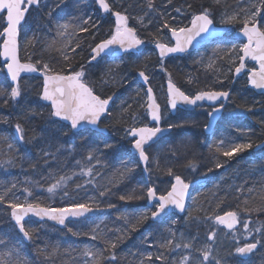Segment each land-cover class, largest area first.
Wrapping results in <instances>:
<instances>
[{"label": "trees", "instance_id": "1", "mask_svg": "<svg viewBox=\"0 0 264 264\" xmlns=\"http://www.w3.org/2000/svg\"><path fill=\"white\" fill-rule=\"evenodd\" d=\"M108 1L112 3L113 0ZM117 1L119 2L118 7L111 5L112 8L129 16V26L137 29L138 36L144 40L148 48L141 56L125 58L124 64L120 68L111 71L110 80L106 86H100L103 72L106 70V60L89 65L91 49L88 46L95 45L100 40L107 38L114 24L111 17L101 16L91 1L42 0L41 7L29 14L27 23L20 33V42L33 35L28 46L23 48L20 53L22 58L31 55L33 61L41 59L51 63L59 70L64 66L60 54L55 51L51 53L44 51L46 44L56 38V23L67 22L78 26L83 19L91 17L90 23L96 24L98 28L92 29L88 33H79L82 50L77 49L76 53H72L70 49L68 51L75 57L71 61L74 69L78 70L80 65L85 66L86 79L94 87V90L97 91L98 87L104 88L103 94L99 92V95L104 98L109 96L117 98L115 106L101 124L108 132V136L92 132L73 134L67 127L54 122L50 117V109L44 107L40 102V80L23 81L21 96L17 101H12L8 98L11 87L6 80L4 70H0V89L5 92L4 96H0V193H3L5 187L16 184V188L12 189L8 199L14 198L19 201L39 199L52 207H58L72 202H83L94 197L102 209H107L109 202L115 204L116 208L110 209L111 212L108 215L94 218V220L69 224L62 231L49 224H27L25 227L30 231L33 239L29 243H25L11 223V210L7 209L6 205H0V237H8L11 240L9 248L0 244V256H3L6 251H10L12 256L9 259L16 257L18 252L19 259L25 264H82L84 257L81 256V252L83 249L92 248L103 251L105 245L103 242L92 241L86 235L74 236L68 229L87 233L93 223H99L100 220H104L102 227L106 226L107 229H124L123 221L118 220L117 216L144 214L151 217L154 208H149L146 200L126 202L121 201L119 196L129 194L134 189H146L149 186L156 187L158 193L169 189L174 179L168 176L165 170L172 168L185 182L192 183L205 179L204 191L195 197V209L185 215L187 216L186 232L191 236L194 247L205 243L207 246H211L212 250L217 249L218 238L216 237L215 241H210L207 236L211 231H216L217 234L222 232L229 245L220 244L224 246V250H229V254L224 258L223 251H221V264H264V238L261 235L253 232L255 234L253 237L261 241L259 252L247 262H242L236 258L234 253L237 246L235 241L244 231L242 224H239L235 237H233L230 232L226 233L214 221L205 219L206 215H223L229 210H239L237 205L240 209L264 206V158L257 159L252 153V148L264 140V96H257L250 92L247 85L241 84V81L235 84L237 89L232 93L229 111L209 140L201 135L202 131L200 130L202 123L205 122L206 112L199 111L197 114L187 115L186 123L179 124L182 126L174 131L176 137H173L175 139L170 144L171 151L166 156L167 163H159L156 170H152V172L144 173L142 171L130 152L131 141L125 135V129L131 125L130 118L136 112L135 102L138 98L134 92L135 89L131 88V81L136 82L137 74L141 70L145 71L149 78L152 76L160 78L154 86L150 82L158 97V90L164 87V82L169 81V78L187 94H195L205 87L226 91L224 83L218 81L216 73H210L209 69H204V65L198 66L191 62L193 55L186 56L181 60H166L161 66L160 61L150 48L155 44V39L167 38L169 32L163 28L165 21L171 26L188 25L193 11L199 12L208 8L215 22L224 12L226 2L223 0L222 4L218 6L213 3V0H172L171 4L168 3V0H154L155 10L149 11L147 0ZM235 1L229 0V2ZM189 4L193 6L191 9L188 8ZM176 8H180L181 11H175ZM140 17H143V24L139 22ZM260 22L264 23V20H260ZM240 27L239 24L231 25V31H238ZM92 32L97 33L95 39L92 38ZM226 78L228 82H232L231 76ZM189 80L192 82L189 83ZM140 89L143 96V89L141 87ZM124 99L127 102L124 103ZM6 100L7 103H5ZM129 105H131L130 108ZM162 106L164 108L163 119L166 121L169 114L164 103ZM248 108H251V111H248ZM140 114L144 120L143 124H145L144 109ZM193 122V126H189V123ZM17 123L24 128V141L17 138L15 131ZM3 133L6 134V139L1 136ZM172 136L165 140H170L169 138ZM240 137H247V142H251L253 147L244 154L231 159L216 153L214 145L218 144L220 140L240 141ZM8 143H11L13 147L9 148ZM105 144H109L111 147L105 148ZM160 144L161 142L158 145ZM185 147L187 148L185 149ZM91 148L100 149L98 153L100 163H97L96 160L87 161L86 156ZM250 157L255 158V163L250 160ZM9 160L12 163H8ZM77 160H81L89 166H95V170L101 173L96 177L100 185H107L108 181L114 179L118 170H121L125 165L133 167L134 172L122 183L117 182V186L112 187L106 197H99L98 190L93 185H85L77 190L75 183H83L89 177L73 176V180L68 182V196L63 195V190H58L56 196L50 198L45 190L49 181L44 178L48 177L49 173L56 176L71 175L72 172L78 173L80 167L76 164ZM189 161L195 165V170L188 166ZM217 162L223 163L224 166L216 168ZM25 188L32 191L31 197L24 191ZM244 201H247V205ZM189 214H191V218ZM241 216L244 220L252 221L249 225L250 228L264 225V211H253L250 214L241 212ZM177 218L178 226H180L184 217ZM164 223L156 224L153 220L148 219L139 226L138 231L127 235L115 249L118 259L114 264H140L147 255H152L153 261H155V257L160 254L155 250L158 249L161 236L165 233L162 231ZM32 226L34 228H31ZM164 230L166 231V228ZM108 235L114 237L118 233L108 232ZM232 241L234 244L231 243ZM242 245L243 243L240 242V246ZM54 249L59 250L57 255L52 259H46L45 256L51 254ZM105 255L108 253L105 252ZM145 263L149 262L145 261Z\"/></svg>", "mask_w": 264, "mask_h": 264}, {"label": "snow or ice", "instance_id": "2", "mask_svg": "<svg viewBox=\"0 0 264 264\" xmlns=\"http://www.w3.org/2000/svg\"><path fill=\"white\" fill-rule=\"evenodd\" d=\"M222 2L223 0H213V3L218 6ZM96 3L104 13L115 17V21L107 38L100 40L95 45L88 46L91 49L88 63L91 64L98 57L115 56L118 51L132 53L134 50H139L140 46L144 44V40L138 36L136 28L129 26V16L115 11L108 0H96ZM168 3L171 4L172 0H168ZM40 7L41 0H0V58L3 61L0 63V70L6 69V75L11 78L12 84L14 85L11 87L8 98L16 101L21 96L20 79L22 73H39L43 77L40 99L48 102L50 105V117L57 118V121L67 122L70 125V129L77 132L82 130H99L102 117H105L109 113V105L112 97L103 98L96 93L94 87L86 79L85 66L80 65L78 70L74 69L71 61L75 57L70 55L68 51L70 49L72 53H76L77 49L82 50L79 33H88L92 29L98 28V26L90 23L91 17L83 19L82 23L78 26L67 22L56 23V38L46 44L44 51L49 53L55 51L60 54V58L64 61V66L57 70L49 62L41 59L33 61L31 55L27 58H22L20 55L21 46L18 40L19 26L25 21L26 14L31 9H39ZM147 7L149 11H154V0H147ZM192 7L191 4L188 5V8L191 9ZM175 11L180 12L181 9L176 8ZM258 18L264 20V0H243L239 6V11H234L231 14L225 12L221 23L225 25H241L239 31L232 34L231 39L239 40L242 36L246 38V42L240 41L239 44H233L231 49L223 51V55H220L221 50L217 49L214 55L219 59H225L226 57L232 65L228 71L234 72L237 76L245 72L248 61L255 62L252 66L247 67V80L253 88L264 90V23H261ZM139 22L143 24V17L139 18ZM213 24L214 20L208 8H204L199 12L193 11L188 25L171 26L165 21L163 28L167 29L171 34L170 41L165 42L162 38H157L154 41L155 48L158 50L161 66H163L166 57L177 53H186L195 45L215 42V37L219 33L213 29ZM84 25L88 26L85 27ZM96 35V32H92L93 39H95ZM171 41H174V43H171ZM233 53H235L234 57L232 55ZM214 65L215 61L210 60L208 68H214ZM215 70L219 71L218 68ZM138 75L143 79L144 84L147 85L149 83V76L146 75L145 71H139ZM191 82L189 80V83ZM219 82L223 83L222 80ZM4 95V90L0 89V96ZM228 98V91L214 90L211 87L200 89L195 94H186L185 91L181 90L172 82L171 78L168 81L167 104L172 110L179 111L181 107L185 106L202 107L203 105L200 102H208V122L205 124L206 131L212 129L218 115L224 110L225 105L222 101H226ZM218 101H221V103L217 104ZM5 103H7V100ZM130 107L131 105H129ZM141 107L145 108V117H150V120L154 123L151 126L147 123L139 126L138 123L129 125L125 129V135L132 138V148L138 153L139 161L145 165V171H149L150 156L145 146H150V142H153L154 138H157L158 134L163 131L158 126L162 119L161 107L157 103L151 87L147 88L145 104H142ZM247 110L251 111V108ZM125 111L127 110L125 109ZM132 119L137 121L135 115H133ZM180 126L182 125H169V129ZM15 131L19 134L20 140L24 141V128L21 124L17 123L15 125ZM28 142L30 143L31 141ZM8 147L12 148L13 145L8 143ZM104 147L110 148L111 145L105 144ZM214 147L217 154L231 159L235 154L251 149L253 144L251 142L230 143L220 140ZM99 151V148H91L86 156L87 161L96 160L97 163H100ZM45 155H48V153H45ZM153 162L156 161L153 160ZM8 163H12V161L9 160ZM76 164L80 167L78 173L72 172L71 175L59 176L49 173V176L44 178L49 181L45 190L50 198L55 197L58 190H63V195L68 196V182L73 180V176L89 177L83 183L74 182L77 190L83 188L85 185H93L97 188L99 197H106L111 192L112 187L117 186V182L122 183L134 172L133 167L125 165L121 170H118L114 179L108 181L107 185H100L96 177L100 176L101 173L95 170L94 165L89 166L81 160H77ZM188 166L195 170V165L191 161H189ZM223 166L224 164L221 162L215 164V167L218 169ZM165 171L168 176L174 179V183H171L170 189L159 191L158 193L156 187L149 186L146 189H134L129 194L119 196L121 201L126 202L146 200L155 209L152 211L151 217L144 214L117 216L118 220L123 221L125 225L124 229H107L106 226L102 227L104 220H100L99 223H93V226L87 233L76 232L71 228L68 229L74 236L86 235L92 241L103 242L105 245L103 251L100 249L93 250L92 248L83 249L81 256L87 257L83 264H114L118 259L115 253L118 244L123 242L131 232L138 231L139 226L148 219L156 221L158 217H161V214L167 215V210L173 208L178 209L180 212L185 211V200L188 196L190 184L186 183L172 168H167ZM15 188L16 184H12L11 187H5L3 193H0V205H6V208L11 210L10 220L14 221V229H18V232L28 241H31L33 236L25 227L24 221L26 217L34 216L40 220L46 218L47 220L56 221L59 225L66 226L65 222L70 218L76 222H87L94 220V215L90 214L104 210L94 197H90L83 202H72L58 207H52L41 202L39 199L34 201L28 199L24 201H19L14 198L8 199L12 189ZM24 191L27 192L29 197L33 195L32 191L28 188H25ZM244 203L247 205V201H244ZM218 207L219 204L217 205ZM113 208H116L115 204L107 203V209ZM237 209L239 210L226 211L223 215H206L205 219L214 221L216 225L224 226L233 237H235L237 225L242 224L244 230L242 235L246 242L240 246V240L237 239V246L234 251L235 254L245 257L253 253L258 245L261 244V241L256 240L255 237L252 239H249V237L255 232L264 238V231H262L264 225H257L250 228L249 225L252 221L244 220L241 212L250 214L253 211H264V206L240 209L239 205H237ZM189 216L191 218V214ZM108 232H115L118 235L110 237ZM175 235V232H171L170 236L162 240L159 244V248L164 251L160 252L155 259L159 260L161 264H213V261L215 264H221L220 259L213 255L211 246H205L203 249H195L192 240L174 243ZM216 237L217 232L211 231L207 239L215 241ZM0 244H3L5 248H9L11 240L8 237H0ZM180 248L185 249L188 254H182L178 262H168L165 252L171 253ZM13 250L15 249L13 248ZM58 251V249H54L45 258H54ZM105 252L108 255H105ZM194 253H198V255ZM11 256L12 252L6 251L3 256H0V264H25L24 261L19 259L18 252L16 257L9 259ZM145 261L153 262V256L147 255L140 264H145Z\"/></svg>", "mask_w": 264, "mask_h": 264}, {"label": "rangeland", "instance_id": "3", "mask_svg": "<svg viewBox=\"0 0 264 264\" xmlns=\"http://www.w3.org/2000/svg\"><path fill=\"white\" fill-rule=\"evenodd\" d=\"M224 2H226V6H225V9H224V12L218 17V19L216 20V23H217V25L222 26V27L223 26L229 27L231 25H225V24L221 23V20L223 19V14L225 12L231 14L234 11H239V6L243 2V0H238V1L236 0L235 2H229V0H224ZM118 5H119V3L115 4L114 6L118 7ZM245 6H246V4H245ZM258 20H259V18H258ZM231 36H232V34L227 39H231ZM32 39H33V35H31L29 38H25L24 41H21V43H20L21 51L23 50V48H26L28 46L27 45L28 42L31 41ZM163 40L165 42H167V38H165ZM239 43L240 42H235V41L219 42L218 44H215V45L211 46L206 51H202L200 53L195 54L192 57L191 62H194V63L198 64V66L204 65V69H206V70L209 69L210 73H216L217 75H218V71H216L215 69L221 68L222 71L221 70L220 71L223 73V75L224 76H228L229 73H230L228 70L232 66L231 62L226 57H225V59H219L216 55H214V53L216 52L217 49H220L221 50L220 55H223V51L224 50H229V49L232 48L233 44H239ZM232 55L234 57L235 53H233ZM210 60L215 61L214 68H208V64H209ZM123 64H124V62L122 60H114V61L108 62V65H107V68L105 70V73L103 74V76L101 78L100 86L101 85H106L105 81L109 82L111 71H113V70H115L117 68H120ZM247 67H250V66H247ZM159 79L160 78L158 76H152V77L149 78V81L152 82V85L154 86V84L157 83ZM243 83L246 84V80L245 79L241 81V84H243ZM133 88L135 89V91L137 93L141 92L140 91L141 90L140 89V85L138 84V82H135ZM97 92H98V90H97ZM158 94H159V97L157 96V99L159 101L158 103L159 104L165 103L164 89L163 88L159 89L158 90ZM145 100H146V97H145L144 92H143V102L141 104H139L138 107L136 105V107H135L136 108V112H134V114H132V116L130 118L131 119L130 120L131 121V125L134 124V123H138V126H139V125H142L144 123V120L142 119V116H141L140 112H141L142 109H144V107H141V105L145 104ZM133 115H135L137 117V121H134L132 119ZM167 121H169V118H168ZM193 124H194V122L192 124L189 123V126H193ZM168 126H169V124H168ZM177 128H180V127H172L171 129L173 131H175V129H177ZM173 134H175V135L172 136ZM5 135L6 134L3 133L1 136L6 138ZM170 136H172L171 138H169L170 140H165V141L163 140V142H161L160 145H158L157 147L152 148L148 152V154L150 156V163H149V166H148L149 171L152 172V170H156V168L158 167L157 165L159 163L167 161L166 156L171 151L170 144L175 139V138L173 139V137H176V133L173 132ZM217 138H218V135H217ZM184 139H187V138H184ZM247 141H248L247 137H240V141L226 140L225 142H230V143H248ZM187 147H185V149ZM246 151H244L242 153H237L234 156H240V155L244 154ZM262 156H264V154ZM153 160H155L156 162H153ZM128 164H131V163H128ZM203 191H204V187L203 186L199 187L196 190V192H195V194L193 196L194 198L191 199V202L189 204L187 212H191L192 210L195 209V207H196V198L195 197H198ZM59 197H62V196H59ZM186 219H187V216L184 217V220H183V222L181 223L180 226H178V221L179 220H178L177 217H172V219L166 221L163 224V230L162 231H164L165 233L163 234V236H161V242L165 238H168L170 236L171 232H175V234H176L174 243L175 242H187L189 240H192L191 236L186 232V228H185L186 227L185 226ZM31 228H34V226H32ZM165 228H166V231L164 230ZM254 235L255 234L252 233V236L249 237V239H252V237ZM217 238H218V247H217V249L214 248L212 250L213 255L220 259V255H222L221 251H223V257L225 258L227 256V254H229V250H227V251L224 250L225 249L224 246L226 244H228V241H225L224 236L222 235V232H219L217 234ZM227 239L229 240V238H227ZM239 240H240L241 243H245L246 242L242 235H239ZM220 243H223L224 246H222V244H220ZM231 243L234 244L233 241ZM235 243H236V241H235ZM158 244H160V243H158ZM205 246H207V245L205 243H202L200 246L194 247V248L195 249H203ZM155 251L156 252H162L164 250L159 248V246H158V249H156ZM182 254H188V253L183 248L177 249V250H175V251H173L171 253L165 252L166 257L168 258V262H172V261H177L178 262ZM194 254L198 255V253H194ZM86 259H87V257H84V259L82 260V264H83L84 260H86ZM153 263L154 264H160V261L159 260H155V261H153ZM145 264H151V263L149 262V263H145ZM213 264H215L214 261H213Z\"/></svg>", "mask_w": 264, "mask_h": 264}, {"label": "water", "instance_id": "4", "mask_svg": "<svg viewBox=\"0 0 264 264\" xmlns=\"http://www.w3.org/2000/svg\"><path fill=\"white\" fill-rule=\"evenodd\" d=\"M92 1L97 5L98 10H99V12H100L101 15H104V16H109V15H110V14L104 13L103 10L99 8V5L96 3V0H92ZM34 9H35V8H34ZM28 14H29V13H28ZM28 14H26V19H27ZM26 19H25V21H26ZM25 21L22 22V24L19 26V36H18L19 43H20V29H21L22 25L25 23ZM113 21H115V17H113ZM213 29H214L217 33H219V35H218L217 37H215V41H216V40H219V39H223V38L226 36V34L230 31V28H228V27H215L214 25H213ZM170 36H171V34H169V39H170ZM236 41H243V42H246V38H244V37L241 36V37L239 38V40H236ZM171 43H174V41H171ZM212 43H213V42L205 43V44H200V45H195L193 48H190V49L188 50V52H186V53H177V54H173V55H171V56H169V57H166L165 59H169V58H181V57H184L185 55L195 53V52L201 50L202 48L211 45ZM153 50H154L155 54L157 55V57H158V59H159V56H158V50L155 48V46H153ZM144 51H145V45L142 44V45L140 46L139 50H134L132 53H124V52H119V51H118L117 54H116L115 56H107V57H103V58L98 57L96 61H93V62H92V64L95 63V62H97V61H99V60H101V59H104V58H109V59H119V58H121V57H123V56H126V55H142V54L144 53ZM2 62H3V61H2V58H0V63H2ZM248 62H249L250 64H252V65L255 63V62H252V61H248ZM4 72H5V76H6V79H7L8 83H9V85H10L11 87L14 86V85L12 84L11 78H10L9 76L6 75V69H4ZM243 76H244V72H242V73H241L240 75H238V76L234 74V76H233V78H234V82L239 81ZM29 78L40 79V80L43 82V77L40 76L39 73H32V74L22 73V74H21L20 83H21L22 80H24V79H29ZM137 81H138V83H139V84L145 89V94H146L147 88L150 87V86H149V83H148L147 85L144 84L143 79H142L140 76L137 77ZM247 84H248V88H249V90H251V91H252L253 93H255L256 95H264V90H259V89H255V88H253V87L248 83V80H247ZM167 88H168V82L165 83L166 98H167ZM41 92H42V90H41ZM153 94H154V92H153ZM229 98H230V94H229ZM229 98H228V100H226V101H222V102L224 103V105H225L224 110L218 115L216 121L214 122V125H213L212 129H211L210 131H206V130H205V133L207 134V136H211V135L214 133V131H215V129H216V127H217L219 121L221 120V118H222V116H223V113H224V111H225V108H226V106H227V103L229 102ZM40 101H41L42 105H44V106L50 108V105L48 104V102L43 101V100H41V99H40ZM112 102H113V100L110 101L109 111H110V108H111V104H112ZM200 103L203 105L202 107L209 108V104H208L207 101H205V102H200ZM219 103H221V101H218V102H217V104H219ZM167 107H168V109H169L171 115H174V114L177 112V111H175V110H172V109L168 106V104H167ZM202 107H186V106H185V107H181L179 111H182V112H194L197 108H202ZM161 114H162V111H161ZM107 115H108V114H106L105 117H102V121L107 117ZM53 118H54V117H53ZM54 119L57 121V118H54ZM148 121H149L150 126L154 123V122H152V121L150 120V117H148ZM58 122H61L62 125L67 126V127L70 129V125H68L67 122H63V121H58ZM100 125H101V124H100ZM158 126L161 128V121H160V123H159ZM161 129H162V128H161ZM70 130H71V129H70ZM162 130H163V131H162L161 133L158 134L157 138H154V141H153V142H150V146H149V145H146V146H145V147L147 148V150H148L149 148H151L152 146H154L155 144H157V143H158L159 141H161L163 138L167 137V136L171 133V129H162ZM83 131H87V130H82V131H79V132L74 131V130H71V132H73V133H75V134H77V133H81V132H83ZM91 132H96V133H98V134L105 135V136L108 134L105 130H103L102 128H100V126H99V130H92ZM129 138L132 140L131 137H129ZM261 149H264V142H263V144H262L260 147H257V148L255 149V152H257V151H259V150H261ZM131 153H132L133 156H136V158H137V160H138L140 166L142 167L143 171H145V165H144L142 162L139 161L138 153H137L133 148L131 149ZM173 183H174V181H173ZM204 183H205L204 180H198V181L193 182V183L190 185L189 190H188V196H187V198H186V200H185V211H184V212H180L178 209H174V208H173V209H169V210H167V212H168L167 215H165V214H161V217H158L157 220H156V221H153V222H155L156 224H162V223H163L168 217H170V216H172V215H175V216H177V217H184V216L186 215V212H187V209H188L189 204H190V202H191V199H192V196H193L194 191L196 190V188H198L199 186L203 185ZM153 203H155V202H153ZM147 206H148V207H151L152 205L149 204V203L147 202ZM110 212H111L110 209H105V210H103V211L97 212V213H95V214H90V215H94V218H97V217H99V216H105V215H108ZM11 223H12V225H14V221H11ZM24 223H25V225L28 224V223H35V224H49V225L55 227L56 229L62 231V230H64V229L67 227V225H69V224H72V223L78 224V223H81V222H76V221H74V220H72V219L70 218L69 220H67V221L65 222V225H66V226H62V225H59L56 221L47 220L46 218H45L44 220H40L38 217L29 216V217H26V218H25ZM219 226H221V227L224 229L225 232H229L228 229L225 228L224 226H222V225H219ZM238 226H239V224L237 225V227H238ZM16 231H17V233L20 235V237L23 239V241H24L25 243H29V241L26 240V239H24V238H23V235H22L21 233L18 232V229H16ZM258 249H259V247H257V249H255V250L253 251V253H251V254L248 255V256L241 257V256L237 255V257H238L240 260H242V261H246V260H248L252 255L256 254V253L258 252Z\"/></svg>", "mask_w": 264, "mask_h": 264}, {"label": "bare ground", "instance_id": "5", "mask_svg": "<svg viewBox=\"0 0 264 264\" xmlns=\"http://www.w3.org/2000/svg\"><path fill=\"white\" fill-rule=\"evenodd\" d=\"M89 1H91V3L92 4H94L95 6H96V8H97V10H98V7H97V5L92 1V0H89ZM109 2V1H108ZM41 3H42V0H41ZM110 3V2H109ZM119 2L117 1V0H113L112 1V3H110V5H115V4H118ZM112 7V6H111ZM33 10H36V9H31L30 10V12H29V14L33 11ZM98 12H99V10H98ZM29 14H28V16H27V19H26V21H25V23L22 25V27H21V29L26 25V23H27V20H28V17H29ZM113 21V20H112ZM113 24H114V21H113ZM215 27H222V26H219V25H217V23H216V21L214 22V24H213ZM170 34V33H169ZM169 34H168V36H167V42H169L170 41V39H169ZM224 38H226V36L224 37ZM236 41V40H235ZM144 45L146 46V44L144 43ZM153 46H155V44H153L150 48L153 50ZM148 48V47H147ZM146 48V49H147ZM146 49H145V51H144V53L143 54H145V52H146ZM90 54H91V52H90ZM142 54V55H143ZM133 56H141V55H133ZM127 57H130V56H128V55H126V56H123L122 57V59L121 58H119V59H109V58H104V59H101L100 61H102V60H106V63H105V65H106V68H107V65H108V62H111V61H114V60H122L123 62H124V60H125V58H127ZM184 57H181V58H169V59H178V60H181V59H183ZM168 59V60H169ZM99 61H97V62H95V63H91V64H89V65H95L96 63H98ZM237 64H238V61H237ZM247 66H252L249 62H247ZM246 66V67H247ZM105 68V69H106ZM221 70V68H219V71H218V81H220V80H222L223 81V83H224V85H225V87H226V91H228L229 92V94H230V97H232V93L234 92V90H236L237 89V86H235V84L233 83V76H234V72H230L229 73V75L228 76H226V77H229V76H231L232 77V82H228L227 81V78L223 75V73L220 71ZM103 73H105V71L103 72ZM139 75L137 74V77H138ZM136 77V78H137ZM109 82H107L106 83V85L108 84ZM131 88L134 90V88H133V86H134V84H135V81L134 80H132L131 81ZM105 85V86H106ZM104 86V85H103ZM164 90H165V82H164ZM97 90H98V92L96 91V93L97 94H99V92L101 93V94H103V90H104V88H100V87H98L97 88ZM250 92H252L251 90H249ZM134 92H135V94L137 95V97L139 98H137L136 99V105H137V107L139 106V104H141L142 102H143V96H142V93L140 92H136L135 90H134ZM253 93V92H252ZM255 94V93H254ZM256 95V94H255ZM261 96H264V95H261ZM146 97V96H145ZM104 98V97H103ZM105 98H107V97H105ZM112 100H113V102H112V104H111V108H110V111H111V109L115 106V103H116V100H117V98L116 97H112ZM125 101H126V99H124L123 100V102L125 103ZM127 102V101H126ZM203 108H205V107H202V108H197L196 110H200V109H203ZM110 111H109V113H110ZM184 113H190V112H184ZM52 118V120L54 121V122H56V123H58V124H60V125H62L61 124V122H58V121H56L53 117H51ZM161 122H164L166 125H170V121H164V119L162 118L161 119ZM202 132H201V135L203 136V137H206L207 136V134L205 133V123L203 124L202 123V125H201V129H200ZM208 140V139H207ZM263 142H264V140L263 141H261L259 144H257V145H255L253 148H252V153L254 154V157L255 158H257V159H263L264 158V156H262L263 154H264V149H261V150H259V151H257V152H255V149L257 148V147H260L262 144H263ZM254 157H250V160L253 162V163H255V158ZM142 171H143V169H142ZM144 173H146L147 171H143ZM258 247L260 248V246L258 245ZM258 252H259V249H258ZM257 252V253H258ZM235 253V252H234ZM256 253V254H257ZM256 254H254V255H256ZM254 255H252L248 260H250ZM235 256H236V258L239 260V261H242V260H240L238 257H237V254H235ZM248 260H246V261H242V262H247Z\"/></svg>", "mask_w": 264, "mask_h": 264}, {"label": "flooded vegetation", "instance_id": "6", "mask_svg": "<svg viewBox=\"0 0 264 264\" xmlns=\"http://www.w3.org/2000/svg\"><path fill=\"white\" fill-rule=\"evenodd\" d=\"M155 93V92H154ZM187 94V93H186ZM156 95V94H155ZM165 108H166V111L168 112V114H169V121H170V125H179L180 123H182V125L184 124V123H186V121H187V115H189V114H197V113H199V111H205L206 112V115H205V124L208 122V117H207V110L209 109V108H203V109H200V110H195L194 112H192V113H184V112H181V111H177L174 115H171V113H170V111L168 110V107L167 106H165ZM228 109H229V104H228V106H227V109H226V113H225V116H226V114L228 113L227 111H228ZM222 121V120H221ZM221 121H220V123H221ZM177 123V124H176ZM219 123V124H220ZM219 124H218V126H219ZM217 126V127H218ZM167 128V127H169L168 125H166L164 122H163V128ZM172 130V129H171ZM173 131V130H172ZM174 132V131H173Z\"/></svg>", "mask_w": 264, "mask_h": 264}]
</instances>
